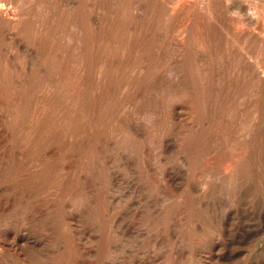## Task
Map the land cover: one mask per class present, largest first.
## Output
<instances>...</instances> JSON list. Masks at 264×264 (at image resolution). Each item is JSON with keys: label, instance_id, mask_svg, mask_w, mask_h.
Segmentation results:
<instances>
[{"label": "rangeland", "instance_id": "rangeland-1", "mask_svg": "<svg viewBox=\"0 0 264 264\" xmlns=\"http://www.w3.org/2000/svg\"><path fill=\"white\" fill-rule=\"evenodd\" d=\"M1 6L0 264H264V0Z\"/></svg>", "mask_w": 264, "mask_h": 264}, {"label": "bare ground", "instance_id": "bare-ground-1", "mask_svg": "<svg viewBox=\"0 0 264 264\" xmlns=\"http://www.w3.org/2000/svg\"><path fill=\"white\" fill-rule=\"evenodd\" d=\"M4 9H5V7H0V10L2 11V12H4ZM243 47V46H242Z\"/></svg>", "mask_w": 264, "mask_h": 264}]
</instances>
